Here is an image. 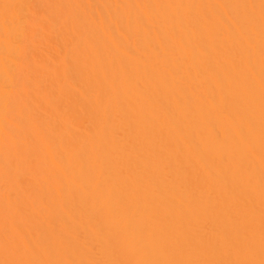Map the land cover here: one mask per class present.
I'll list each match as a JSON object with an SVG mask.
<instances>
[{
	"label": "bare ground",
	"instance_id": "6f19581e",
	"mask_svg": "<svg viewBox=\"0 0 264 264\" xmlns=\"http://www.w3.org/2000/svg\"><path fill=\"white\" fill-rule=\"evenodd\" d=\"M0 264H264V0H0Z\"/></svg>",
	"mask_w": 264,
	"mask_h": 264
}]
</instances>
